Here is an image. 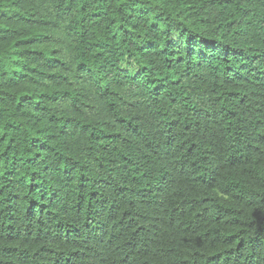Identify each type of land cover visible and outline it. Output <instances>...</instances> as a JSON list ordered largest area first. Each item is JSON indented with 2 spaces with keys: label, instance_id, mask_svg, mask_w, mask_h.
<instances>
[{
  "label": "trees",
  "instance_id": "16d2710c",
  "mask_svg": "<svg viewBox=\"0 0 264 264\" xmlns=\"http://www.w3.org/2000/svg\"><path fill=\"white\" fill-rule=\"evenodd\" d=\"M0 264H264V0H0Z\"/></svg>",
  "mask_w": 264,
  "mask_h": 264
}]
</instances>
